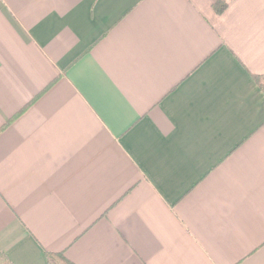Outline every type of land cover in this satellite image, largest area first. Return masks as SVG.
I'll list each match as a JSON object with an SVG mask.
<instances>
[{"label": "crops", "instance_id": "0c3cea01", "mask_svg": "<svg viewBox=\"0 0 264 264\" xmlns=\"http://www.w3.org/2000/svg\"><path fill=\"white\" fill-rule=\"evenodd\" d=\"M0 0V255L264 264V0Z\"/></svg>", "mask_w": 264, "mask_h": 264}, {"label": "trees", "instance_id": "16d2710c", "mask_svg": "<svg viewBox=\"0 0 264 264\" xmlns=\"http://www.w3.org/2000/svg\"><path fill=\"white\" fill-rule=\"evenodd\" d=\"M226 7V0H220L213 4V9L217 14H220L223 9ZM254 80L259 86V88L264 92V75H255ZM46 258L48 264H73L61 254L58 253H46ZM0 259L2 260L0 264H11L7 259H5L2 255H0Z\"/></svg>", "mask_w": 264, "mask_h": 264}, {"label": "rangeland", "instance_id": "374dc122", "mask_svg": "<svg viewBox=\"0 0 264 264\" xmlns=\"http://www.w3.org/2000/svg\"><path fill=\"white\" fill-rule=\"evenodd\" d=\"M2 260L0 259V262H1Z\"/></svg>", "mask_w": 264, "mask_h": 264}]
</instances>
